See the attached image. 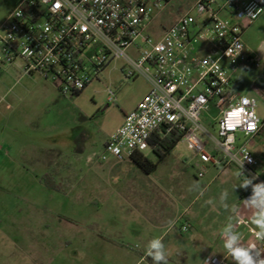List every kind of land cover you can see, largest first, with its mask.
<instances>
[{
	"label": "rangeland",
	"instance_id": "obj_1",
	"mask_svg": "<svg viewBox=\"0 0 264 264\" xmlns=\"http://www.w3.org/2000/svg\"><path fill=\"white\" fill-rule=\"evenodd\" d=\"M22 1L0 0V25ZM191 6L192 0H173L156 17L150 32L156 34L158 27L173 23ZM243 38L257 56L264 45V13ZM258 62L235 81L240 95L256 99L257 115L264 123V94H260L264 60ZM122 66L121 61L112 63L100 80L73 98L63 97L56 85L40 76L22 77L14 69L0 79V264H152L150 257L141 261L147 245L140 232L146 223L130 204L131 190L141 179H150L146 182L152 185L175 177L171 190L180 192L182 198L176 200L188 208L190 232L181 231L183 219L179 229L163 240L168 264H200L216 245H223L220 231L229 216L250 221L249 213L241 209L244 188L234 190L242 182L234 167L210 166L206 176L198 178L199 157L185 142L151 176L132 162L97 160L106 139L148 92L144 78L124 80ZM109 88L117 94L114 104L108 103ZM217 114L216 110L206 113L204 125H214ZM210 129L217 134L216 127ZM239 138L248 141L243 135ZM249 145L264 146V127ZM145 154L158 160L152 150ZM53 169L59 172L57 182L64 193L41 183ZM217 172L222 175L209 185ZM224 176L233 180L226 182ZM224 190L229 193L226 202L237 208L235 214L220 205ZM209 200L214 203H206ZM192 228L199 230L198 239L191 237ZM222 258L234 264L230 256Z\"/></svg>",
	"mask_w": 264,
	"mask_h": 264
},
{
	"label": "built area",
	"instance_id": "obj_2",
	"mask_svg": "<svg viewBox=\"0 0 264 264\" xmlns=\"http://www.w3.org/2000/svg\"><path fill=\"white\" fill-rule=\"evenodd\" d=\"M172 2L23 0L0 25V78L9 69L22 77L40 76L63 97L73 98L121 61L124 80L144 78L150 90L108 138L97 160L124 163L155 148L154 140L177 134L199 157L200 178L211 165L240 173L236 161L248 156L252 162L245 160L244 176L264 182V151L257 156L249 145L264 123L256 99L240 95L234 81L243 65H259L261 58L243 36L263 15L264 0H192L189 11L153 34L150 27ZM107 95L114 104L115 90L109 88ZM212 110L218 114L209 126L216 127V135L203 123ZM238 220L236 232L253 228L248 219ZM181 231L188 233L190 225L185 223ZM256 247L264 251V241ZM205 260L231 264L212 255Z\"/></svg>",
	"mask_w": 264,
	"mask_h": 264
},
{
	"label": "crops",
	"instance_id": "obj_3",
	"mask_svg": "<svg viewBox=\"0 0 264 264\" xmlns=\"http://www.w3.org/2000/svg\"><path fill=\"white\" fill-rule=\"evenodd\" d=\"M225 1V0H224ZM223 1V2H224ZM219 2V1H218ZM222 2V3H223ZM220 4H222L221 2H219ZM226 16V15H225ZM178 20V18L171 24L168 25H162L160 27H158L157 32L156 33H160L162 31V29H164L167 26H170L172 24H174L176 21ZM202 53H204L206 51L205 48L200 49ZM254 66H250V65H243L239 72L234 76V81L236 79L237 76H239V74L242 71H247L250 70L251 68H253ZM11 70L9 69L6 73L10 72ZM4 73L1 78L6 74ZM0 78V79H1ZM236 82V81H235ZM236 88H237V84H236ZM150 87L148 88V92L145 94V96L149 93ZM260 94H264L263 91H260ZM145 96L138 102V104L131 110L133 111L134 109L137 108V106L140 104V102L145 98ZM131 111L127 112L125 114V117L128 113H130ZM125 122V121H124ZM124 124V123H123ZM109 138V137H108ZM108 138L106 139V141L108 140ZM105 141V143H106ZM183 142V141H181ZM104 143V145H105ZM177 147V146H176ZM175 147V148H176ZM175 148L172 150V152L175 150ZM155 148H152L150 150L153 151V153L155 154L154 151ZM190 151V150H189ZM254 153L257 156H261L263 151H264V146H255L253 148ZM172 152L167 156L169 157ZM192 152V151H191ZM144 155L146 156V154L144 153ZM156 155V154H155ZM157 156V155H156ZM148 157V156H147ZM149 158V157H148ZM151 159V158H150ZM152 161H155V159H151ZM165 161V160H164ZM126 162H132L134 164H136L133 160H129ZM200 163V159L199 162ZM197 163V164H198ZM121 164V163H120ZM196 164V165H197ZM137 165V164H136ZM138 166V165H137ZM188 166V165H187ZM214 168V165H211ZM210 167V166H209ZM186 168V166H183V168L181 170L184 171L186 179L189 177L188 172L184 169ZM142 169V168H141ZM237 172V174L239 173L238 170L236 168H234ZM143 170V169H142ZM144 171V170H143ZM145 172V171H144ZM207 171L205 172L204 177L206 176ZM145 174H147L148 176H151L152 173H147L145 172ZM199 174V173H198ZM222 175L221 173L217 172V174H215L212 177V180L209 182V185H211V183H214L215 181L218 180V176ZM202 177V178H204ZM198 178L199 175H198ZM240 180L243 181L241 179V176H239ZM201 179V178H200ZM150 180V179H148ZM146 180V181H148ZM175 180V177L173 178H169L166 181L160 179V180H155L152 185L149 184L148 182H146L145 180L141 179L140 181V185L138 187H135L133 190H131V199L132 202L131 204V208L135 211H137L138 213L140 212V215L143 217L142 221H144V223H146V227L143 228V231H139V229L137 230V232H140V234L144 233V237H143V242L144 244L148 245V243L153 239V238H162V242L163 240L168 237L171 236L174 232L175 229L178 228V224L179 222L183 221V219H185V223L187 222V216L186 214H188V208L187 207H183L180 204V201L177 202L176 199L181 200L182 196L179 195L180 192L178 191H172V186L170 185L173 181ZM177 180V179H176ZM179 180V179H178ZM224 180L226 182H230L233 179H231L230 176H224ZM163 182L167 183L168 185L165 186V184H163ZM208 184L206 185L207 187L209 186ZM190 186V185H189ZM241 192H242V188H241ZM167 205H171V208H168ZM131 209V210H132ZM241 209H243L244 212L249 213V219L251 220V216L253 214L252 210L247 208L244 203H241ZM169 220H174L175 224L174 226L171 228V230L168 229L167 223ZM252 225V224H251ZM252 227L254 228V225H252ZM179 229V228H178ZM190 232V231H189ZM188 232V233H189ZM187 234V233H186ZM242 241L244 244H255L258 245V240H256V238L252 235L251 230L249 229H245L242 233ZM191 237H194L196 239H198L199 234V230L192 228L191 233H190ZM195 239V240H196ZM147 249V247H146ZM142 256V260H145L147 258L146 256V250L142 253H140ZM215 256V257H225L226 256V252L225 249L223 248V245L220 246H215L213 248V252L208 253L203 260L201 261L200 264H202V262L204 261V259L207 256Z\"/></svg>",
	"mask_w": 264,
	"mask_h": 264
},
{
	"label": "clouds",
	"instance_id": "obj_4",
	"mask_svg": "<svg viewBox=\"0 0 264 264\" xmlns=\"http://www.w3.org/2000/svg\"><path fill=\"white\" fill-rule=\"evenodd\" d=\"M249 15H253L251 12ZM231 49L229 48L226 55H229ZM245 160L249 163L252 161L248 156L242 160L238 159L236 162L241 169L238 176H244L243 167ZM257 179L256 176L251 178L244 176L243 181L234 185V190L237 187L248 189L251 188V194L243 200L244 205L251 209L253 214L251 216V224L254 228L251 229L252 235L258 241H264V182L254 183ZM228 191L224 190L219 198L220 205L235 214L237 208L235 205L230 206L226 201L228 199ZM208 204H213L212 200L207 201ZM236 220L240 222L235 215H231L228 218V223L221 229L220 236L223 239V248L225 249L226 255L232 258L234 264H264V251H261L256 247L255 244H244L242 241V234L235 231ZM175 221L169 220L167 223L168 229L174 226ZM146 256L150 257L152 264H168V254L165 248L162 238H153L147 245ZM204 264H209L208 260L204 261Z\"/></svg>",
	"mask_w": 264,
	"mask_h": 264
},
{
	"label": "trees",
	"instance_id": "obj_5",
	"mask_svg": "<svg viewBox=\"0 0 264 264\" xmlns=\"http://www.w3.org/2000/svg\"><path fill=\"white\" fill-rule=\"evenodd\" d=\"M181 136L177 134H172L170 136L165 137L164 139H156L154 140L155 144V154L158 157L157 161H152L150 158L145 156L144 154L137 153L132 157V160L145 172L153 173L157 170L158 166L167 158V156L172 152V150L181 142ZM59 177L58 170H50L48 171L42 178L41 183L44 184L46 188L49 190L57 191L60 193H64V187L57 182V178ZM249 189H244L242 199L244 200L246 194Z\"/></svg>",
	"mask_w": 264,
	"mask_h": 264
},
{
	"label": "water",
	"instance_id": "obj_6",
	"mask_svg": "<svg viewBox=\"0 0 264 264\" xmlns=\"http://www.w3.org/2000/svg\"><path fill=\"white\" fill-rule=\"evenodd\" d=\"M257 53L258 56L264 60V45L258 49Z\"/></svg>",
	"mask_w": 264,
	"mask_h": 264
}]
</instances>
